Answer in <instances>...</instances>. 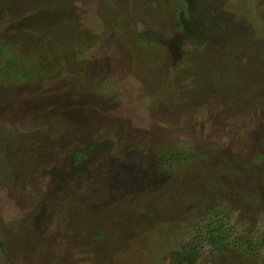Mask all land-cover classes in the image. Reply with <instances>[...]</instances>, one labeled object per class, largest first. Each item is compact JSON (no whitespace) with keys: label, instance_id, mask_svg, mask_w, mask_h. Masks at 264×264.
I'll return each instance as SVG.
<instances>
[{"label":"rangeland","instance_id":"374dc122","mask_svg":"<svg viewBox=\"0 0 264 264\" xmlns=\"http://www.w3.org/2000/svg\"><path fill=\"white\" fill-rule=\"evenodd\" d=\"M3 41L7 71L44 69L0 76V264H180L175 224L214 203L261 243L264 0H0ZM190 146L182 174L152 166ZM200 246L193 264L238 258Z\"/></svg>","mask_w":264,"mask_h":264},{"label":"trees","instance_id":"16d2710c","mask_svg":"<svg viewBox=\"0 0 264 264\" xmlns=\"http://www.w3.org/2000/svg\"><path fill=\"white\" fill-rule=\"evenodd\" d=\"M0 56L7 59V66L1 67L0 66V76H6L8 80L20 81L21 83H25V85H30L28 82H32L37 80L36 77L39 72L44 69V66L41 68L40 65H33V61L28 63L27 66L18 69L14 72H9L8 67L11 66L10 63L15 62V57H19L23 59L17 50V46L15 45H8L4 41L0 44ZM39 58V57H38ZM28 62V61H26ZM38 62V61H35ZM193 62V61H192ZM43 65L46 64V61L43 60ZM48 67V66H46ZM42 73V72H41ZM37 78V79H36ZM1 131L4 132L2 129ZM1 145V144H0ZM167 148L159 147L157 148L156 154L157 159L155 158L152 166L158 169L166 166V163L169 164L168 166L171 171H174L175 174L179 173L182 174L185 171V168L191 169L195 166V163L199 162L200 152L197 151L193 147H174L170 151L166 150ZM3 169H7V162L8 160L2 159ZM192 166V167H191ZM229 167V166H228ZM206 170V167H203ZM221 168V169H219ZM167 169V168H166ZM218 173L226 174L227 167L223 168L220 164L218 166ZM4 177V176H3ZM219 178V176L217 177ZM258 192L252 191L250 192L247 197L250 200L257 202L258 199ZM257 204V203H256ZM226 205V206H225ZM222 209H218L219 207L216 203L213 205V209H204V220L199 223V221H195L193 223H186L181 222L176 223V227L182 228L186 225L189 226V229L195 231V237L192 239L182 250L180 253V264H193L198 257L199 249H200V242H204L208 244L214 252H217L219 255H230V254H237V259L234 264H253L254 260L258 258V247L262 245L264 247V238L261 240V243H258L254 236L250 233L244 232L242 235L235 237V235L231 232L230 228H228V220L229 216L227 215L229 211L230 204H225ZM197 222V223H196ZM174 224V223H173ZM184 224V225H183ZM174 227H171V231L175 230ZM173 226V225H172ZM263 241V242H262ZM0 246H3V243L0 242ZM231 256V255H230ZM242 258V260H241Z\"/></svg>","mask_w":264,"mask_h":264}]
</instances>
